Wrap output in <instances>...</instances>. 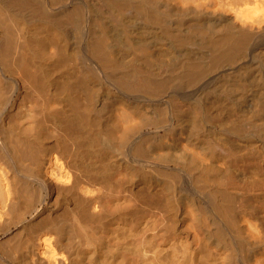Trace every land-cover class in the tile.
Listing matches in <instances>:
<instances>
[{"label": "bare ground", "instance_id": "obj_1", "mask_svg": "<svg viewBox=\"0 0 264 264\" xmlns=\"http://www.w3.org/2000/svg\"><path fill=\"white\" fill-rule=\"evenodd\" d=\"M0 264H264V0H0Z\"/></svg>", "mask_w": 264, "mask_h": 264}]
</instances>
